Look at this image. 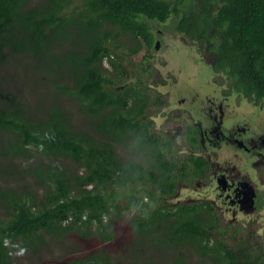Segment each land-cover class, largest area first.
<instances>
[{"label":"trees","instance_id":"trees-1","mask_svg":"<svg viewBox=\"0 0 264 264\" xmlns=\"http://www.w3.org/2000/svg\"><path fill=\"white\" fill-rule=\"evenodd\" d=\"M159 27L188 41L219 39L215 70L257 99L264 96V0H0V56L12 47L32 55L35 67L51 72L55 66L59 74L40 119L28 118L0 92V129L9 131L0 155L33 149L83 168L80 174L54 165L36 169L41 195L0 187V264H10L19 243L37 252L43 232L84 228L85 235L110 241L105 220L133 208L136 238L167 227L169 236L158 242L191 249L203 258L194 264H264V245L252 235L227 233L206 204L169 206L164 200L188 172L200 176L202 163L164 151L168 141L145 120L148 98L139 78L120 86L127 70L122 55L143 50L142 60L152 59ZM47 52L54 65L46 62ZM64 95L89 116L91 133L72 126L58 99ZM120 148L132 155L122 156ZM180 252L173 264H187ZM148 261L133 264H153ZM69 264L117 263L98 252Z\"/></svg>","mask_w":264,"mask_h":264},{"label":"rangeland","instance_id":"rangeland-1","mask_svg":"<svg viewBox=\"0 0 264 264\" xmlns=\"http://www.w3.org/2000/svg\"><path fill=\"white\" fill-rule=\"evenodd\" d=\"M157 43L156 49L151 53L152 59L142 60L143 50L133 58H128L126 54L122 55V61L119 60L127 70L123 79L124 82L120 86L134 83L137 78L143 85L149 82L154 83L155 86H151L147 90L149 94H147L148 107L145 120L150 121L149 129L158 135L159 130L165 128L172 133L173 138H176L177 141L175 142L181 143L182 141L178 138L180 136H175L181 134L176 124L177 121L181 120L184 127L191 126L192 122L183 113L187 109V104H181L182 102L177 101L179 96L174 90V84L178 89L187 91L189 88L194 89L196 87L205 89V85H211L213 88L218 87L219 84L225 86L228 84V80L222 73L214 74L212 72L208 61L210 59L206 54L199 51V49H204L205 44L201 49L200 43L188 41L181 35L179 36L177 33L162 27H159ZM0 57L2 58L0 61L2 100L6 98L13 100L20 109L25 111L28 118L33 120L42 118L43 114L49 111L54 98L52 95L53 88L59 76L55 70L56 67L54 66L51 72H45V70L37 68V65L35 67L36 61L32 55L21 51L16 53L12 51V47L10 50L6 48ZM45 59L46 62L54 65V57L50 52L45 54ZM203 61L208 63L205 64ZM147 65L149 66L147 67ZM108 67L107 63L103 64L104 69H109ZM157 83L161 84L160 88L156 87L158 86ZM58 99L72 126L90 132L89 116L79 110L75 100L67 95L59 96ZM236 99L243 100L240 97ZM200 105L206 107V104ZM173 112H178L182 116L176 117L173 122L169 123V117L172 116L171 113ZM8 133L9 131L5 132L0 129V151H5L8 148V144H6L9 138ZM118 151L125 157L132 155L122 148ZM177 151L182 154L185 152L184 149L180 148L179 150L175 149L174 153ZM218 151L220 158H222L224 148L220 146ZM133 155L135 156V154ZM176 157H179L178 154ZM50 165H54L58 169L65 168L70 172H77V174L83 172V168L72 163L69 158L45 156L33 149L16 155L6 153L4 156L0 155V187H9L19 192L28 189L41 195L42 189L34 180V178L37 179L36 169H48ZM188 168L190 169V165ZM204 191L205 189L196 183L190 184L189 188L182 185L179 189V195L166 201L169 206L192 204V198L201 196L200 193ZM261 204L262 206L260 207L259 204L253 213H238L237 223L241 229V235H246L249 231L254 230L255 235L251 237L264 245V203ZM0 212L5 215L3 209ZM135 214H137V209L133 208L115 213L106 219L107 230L114 236L112 240L106 242H102V239L95 235H85L84 233L87 231L84 228L80 229V232L72 229L51 235L43 233L44 244L37 248V252L33 251L32 246L22 249L19 243L18 247L13 249L10 264H69L73 258H84L91 253L98 252L108 256L117 264L150 262L148 260H151L153 264H173L174 260L180 256V250H182L187 264H194L203 260L191 249L182 247L178 241H174V244L182 248L176 249L173 245L158 242V239H166L169 236L170 230L167 227L155 233L157 234H154L155 236L136 238L134 236L135 220L133 219ZM225 215L228 217L229 214L225 213Z\"/></svg>","mask_w":264,"mask_h":264},{"label":"flooded vegetation","instance_id":"flooded-vegetation-1","mask_svg":"<svg viewBox=\"0 0 264 264\" xmlns=\"http://www.w3.org/2000/svg\"><path fill=\"white\" fill-rule=\"evenodd\" d=\"M218 42L219 39L206 43L198 41L201 49L205 44L204 49L199 51L210 59L208 61L212 72L222 73L228 84H219V88L205 85V89L196 87L187 91L178 89L174 84V90L179 96L177 101L187 104L183 113L192 123L191 126L184 127L181 120L177 121L181 134L175 136H180L178 138L181 143L175 142L176 138L165 128L160 129L158 135L164 142L168 141V145H162L163 149L176 160L193 157L200 158L202 163L200 176L198 173L188 172L183 176L186 180L176 181L175 193L164 196V200L178 196L182 185L189 188L190 184H199L205 191L200 193L201 196L192 198V204H206L218 226L226 229L227 233H233L241 232L237 223L238 213H253L259 204L261 207V203H264V96L257 99L253 93H246L244 88L237 87L226 73L215 70V48ZM157 45L156 42L155 47ZM205 61L203 62L207 64ZM159 84L156 87L160 88ZM151 86H155L154 83L149 82L142 87L147 92ZM235 96L243 100H237ZM200 104H206V107H201ZM171 115L169 123L182 116L178 112ZM190 137L195 140L191 141ZM220 146L224 148L222 158L218 153ZM180 148L184 149L183 154L178 151L174 153L175 149ZM193 166L191 163L190 168ZM225 213L229 214L228 217ZM246 235L253 236L255 231L251 230Z\"/></svg>","mask_w":264,"mask_h":264},{"label":"bare ground","instance_id":"bare-ground-1","mask_svg":"<svg viewBox=\"0 0 264 264\" xmlns=\"http://www.w3.org/2000/svg\"><path fill=\"white\" fill-rule=\"evenodd\" d=\"M161 1H162V0H161ZM53 225H54V224H53ZM43 233H44V232H43ZM43 233H42V234H43Z\"/></svg>","mask_w":264,"mask_h":264}]
</instances>
